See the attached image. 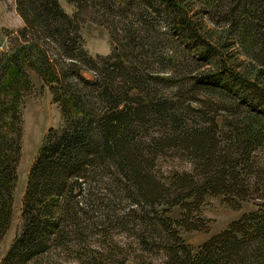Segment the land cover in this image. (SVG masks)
I'll list each match as a JSON object with an SVG mask.
<instances>
[{
	"label": "trees",
	"instance_id": "1",
	"mask_svg": "<svg viewBox=\"0 0 264 264\" xmlns=\"http://www.w3.org/2000/svg\"><path fill=\"white\" fill-rule=\"evenodd\" d=\"M66 2L74 16L60 0H15L23 26L0 53V244L13 217L28 71L62 122L30 166L0 264H105L93 241L112 229L163 253L162 264H264V0ZM94 9L110 29L108 56L82 47V16ZM169 154L192 172L159 176L156 162ZM210 198L254 209L193 251L180 232H207L199 212ZM175 208L178 220L167 216Z\"/></svg>",
	"mask_w": 264,
	"mask_h": 264
},
{
	"label": "rangeland",
	"instance_id": "2",
	"mask_svg": "<svg viewBox=\"0 0 264 264\" xmlns=\"http://www.w3.org/2000/svg\"><path fill=\"white\" fill-rule=\"evenodd\" d=\"M63 10L70 16L76 14V7L60 0ZM83 23L80 36L83 49L91 56H108L114 50V43L110 37L107 23L101 21L100 14L82 16ZM23 26L19 17L15 0H0V53L9 52L13 47L12 38ZM190 62V61H189ZM189 66L196 67L198 65ZM31 90L26 95L22 108L23 134L21 142V156L17 167L18 183L13 204L11 225L0 244V261L10 247L17 232L19 217L22 208L23 193L26 187L27 175L30 166L37 155L42 141L49 129H58L61 126V115L57 104L42 81L31 71H28ZM264 159V149L256 155L258 164ZM156 173L159 176H169L174 172H192V164L185 158L172 154L158 158ZM254 209L252 202L244 203L238 210L229 208L220 198H210L200 209L199 217L206 221L207 232H180V237L193 251L205 243L213 235L220 233L229 223L238 220L243 214ZM181 211L173 209L167 216L172 220L180 218ZM109 244L106 246L105 244ZM93 246L99 248L104 255L105 264H162L163 253H144L136 239L125 234L120 229L111 230L107 239L95 238ZM110 260V261H109ZM61 264H76L71 257L64 256ZM126 262V263H125Z\"/></svg>",
	"mask_w": 264,
	"mask_h": 264
}]
</instances>
